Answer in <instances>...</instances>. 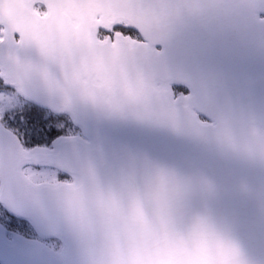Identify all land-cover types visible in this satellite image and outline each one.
<instances>
[{
  "label": "snow or ice",
  "instance_id": "1",
  "mask_svg": "<svg viewBox=\"0 0 264 264\" xmlns=\"http://www.w3.org/2000/svg\"><path fill=\"white\" fill-rule=\"evenodd\" d=\"M0 264H264V0H0Z\"/></svg>",
  "mask_w": 264,
  "mask_h": 264
}]
</instances>
